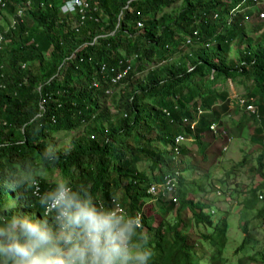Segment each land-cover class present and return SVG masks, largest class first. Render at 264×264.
<instances>
[{"label":"trees","instance_id":"1","mask_svg":"<svg viewBox=\"0 0 264 264\" xmlns=\"http://www.w3.org/2000/svg\"><path fill=\"white\" fill-rule=\"evenodd\" d=\"M28 1L31 8L10 29L21 2L0 0L7 41L0 52V173L36 158L62 133H78L58 149L52 175L85 185L102 207L116 200L139 214L151 264H210L206 254L193 255L195 243L216 249L219 263L227 215L216 221L206 198L219 183L225 187L216 193L225 195L229 175L253 156L222 168L225 178L213 177L214 187L209 168L198 179L186 177L188 159L195 158L197 173L196 159L208 160L203 139L210 125L238 106L253 125L249 141L258 150L247 172L258 183L234 191L245 235L234 255L264 264V235L253 233L264 228V27L253 25L256 36L246 28L260 13L264 22V0H86L83 22L58 11L63 0L50 9L39 7L48 0ZM228 81L242 89L236 101ZM177 138L190 142L176 144ZM212 154L215 161L222 153ZM165 177L175 180L174 191L148 194ZM47 187L46 174L41 191ZM185 210L193 232L179 218ZM152 213L160 218L156 227Z\"/></svg>","mask_w":264,"mask_h":264},{"label":"clouds","instance_id":"2","mask_svg":"<svg viewBox=\"0 0 264 264\" xmlns=\"http://www.w3.org/2000/svg\"><path fill=\"white\" fill-rule=\"evenodd\" d=\"M209 128L215 134V125ZM61 147L46 145L36 158L0 173V264H151L138 214L116 200L102 207L85 185L52 175ZM46 174L48 187L41 191ZM174 189L175 180L165 177L147 192L155 197L157 190L167 195ZM32 208L39 212L26 211Z\"/></svg>","mask_w":264,"mask_h":264},{"label":"rangeland","instance_id":"3","mask_svg":"<svg viewBox=\"0 0 264 264\" xmlns=\"http://www.w3.org/2000/svg\"><path fill=\"white\" fill-rule=\"evenodd\" d=\"M180 2L174 5L173 8L179 7ZM173 8L171 10H173ZM264 14V13H263ZM263 18V15L258 14L257 18L256 15L252 17L251 22L246 23L247 33L249 36H256L260 34V31L253 30V25L263 24L262 28L264 27V22L261 21ZM225 87L229 91V97L231 100L236 101L240 94L242 93V89L235 85L234 83L227 82ZM119 91V90H118ZM117 90L114 93L118 92ZM232 106L231 112L229 117H223L220 121V125L215 128V136H212L213 133L208 134L204 141H206L209 144V154H207L208 160L205 164H202L199 159H196L197 166L196 170L197 173L193 169V163H194V157H191L188 159L189 168L188 170V176L183 173V176L190 177V180H193L195 178H199L198 172L202 175L203 169H210V173L212 174V183L214 187L215 180L213 177L217 179H224L225 178V170H222V168L228 169L233 165H236L244 157L255 156V152L258 150V146L252 145L249 141V138L253 131V125L248 120V115L246 111H243L242 109H239ZM242 116V118L239 121V117ZM71 135L78 136L77 134L70 133L69 135H64L63 133L61 136L58 137L53 143V145H63L67 146L70 142ZM190 142V140H184L183 142H179L178 144ZM226 149L225 151L223 149ZM166 149V148H165ZM213 151H220L222 154H219L217 159L214 161L213 157ZM253 157L248 158L245 162L244 166L239 171L232 172L231 175H229V178L227 181V190L225 195H220L218 193V189L223 190L225 185L223 183H219L217 185V188L214 187L216 190L215 193H212L207 196V200L211 204L210 209L211 212L214 213V219L217 221V218L221 216H225V219L228 222V231L226 233L227 236V244L225 249V260L221 259L219 263L217 262L218 255L216 253V249L211 251L210 247L207 246H201L198 243H195V248L193 250V255L197 257V259H202L204 257V254L207 255L208 259L210 260V264H228L226 262L229 261L231 264H260L258 262L248 261L247 258H244L241 256V254L237 253L234 255L235 249L239 246V244L244 239L245 236L243 231L240 228L241 222L239 221L240 217V207L237 204L239 201H235L233 197H235L234 191H239L244 188L250 187V185H256L258 183V180L256 179L253 181V178L250 177V173L247 172V169L254 166ZM187 158V157H186ZM185 158V159H186ZM196 164V163H195ZM200 170V171H199ZM211 183V182H209ZM216 185V184H215ZM200 198V197H199ZM152 204V203H151ZM224 210L228 213L225 214ZM179 218L186 224H188V227L185 228V231L193 232L192 227L190 226V214L187 210L179 212ZM152 218L154 219V222L152 224V227H156L158 222L160 221V218L156 216V214L152 213ZM175 218V214L171 213L167 216L168 221H173ZM252 227H255L256 223H251ZM257 231H253V233L256 235V237L261 240L262 235H264V228L263 225L260 226V228H254ZM142 234L146 233L145 229L142 230ZM209 231V230H208ZM250 231V230H249ZM252 255L250 252L249 255Z\"/></svg>","mask_w":264,"mask_h":264},{"label":"built area","instance_id":"4","mask_svg":"<svg viewBox=\"0 0 264 264\" xmlns=\"http://www.w3.org/2000/svg\"><path fill=\"white\" fill-rule=\"evenodd\" d=\"M57 1L61 0H48L47 2H41L39 4V7L42 9L45 7L47 9H50L52 7V4L56 3ZM18 2H21V4L20 6L16 7L15 17L10 20V24L8 26V28L10 29H13L16 22H20L22 20L24 12L31 8V4L28 0H18ZM88 8L89 5L86 0H63L61 1V5L58 7V11L62 15H78L81 22L84 20V15L87 12ZM5 43H7V41H5L4 37L0 35V52L3 50ZM121 77V74L117 75L112 80V82H117ZM247 110L251 111V108L248 107ZM211 130L214 131V127H211Z\"/></svg>","mask_w":264,"mask_h":264}]
</instances>
